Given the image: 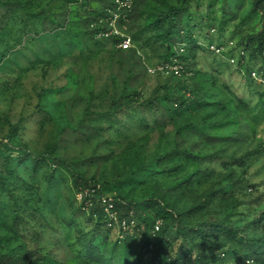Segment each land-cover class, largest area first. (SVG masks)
<instances>
[{
  "label": "rangeland",
  "instance_id": "1",
  "mask_svg": "<svg viewBox=\"0 0 264 264\" xmlns=\"http://www.w3.org/2000/svg\"><path fill=\"white\" fill-rule=\"evenodd\" d=\"M108 1L0 0V254L19 264H264V245L244 239L264 237V76L247 75L264 74V56L242 48L264 34V3L133 0V47L122 51L87 33ZM172 18L168 46L160 33ZM168 57L179 73L147 72ZM46 149L100 194L136 203L139 232L119 241L116 226L91 218ZM165 206L204 233L170 227L164 250L145 251ZM220 220L237 230L207 226Z\"/></svg>",
  "mask_w": 264,
  "mask_h": 264
},
{
  "label": "trees",
  "instance_id": "2",
  "mask_svg": "<svg viewBox=\"0 0 264 264\" xmlns=\"http://www.w3.org/2000/svg\"><path fill=\"white\" fill-rule=\"evenodd\" d=\"M259 2L264 3V0H257ZM183 11L182 9H172L170 12L172 13V17H176L179 12ZM99 11H95L91 16V20L94 19L97 15H99ZM173 18L170 19L165 26V28L160 33V37L162 38L165 45L170 46L168 43V38L174 34L175 26L173 25ZM90 23V22H89ZM87 33L92 36V32L87 30ZM132 41L134 42L133 35L131 34ZM95 39V38H94ZM97 40V39H96ZM100 40V39H99ZM98 40V41H99ZM183 43V42H182ZM210 43L209 45H211ZM208 45V46H209ZM218 46V45H217ZM169 48V47H168ZM244 52L247 53V56H264V34H258L256 39H250V37L245 39L244 46L242 47ZM184 49V48H183ZM173 52L171 53V55ZM169 58V57H168ZM165 59L164 61H171V59ZM240 59L237 60V64L240 65ZM254 70V69H253ZM252 70H247L248 77L250 76V72ZM260 76H264L260 71L255 70ZM252 78V77H251ZM262 146V152H264V141L260 144ZM45 158H51L56 161L61 167L67 170L69 173L72 185L77 188V193L80 196V203L82 207H87V211L91 218H93L97 223L106 224L110 226L117 227V239L119 241L124 240L128 235L133 232H139L140 224L143 223V219L141 220L138 215V207L136 203L131 204L130 202H125L117 197H106L99 193V189L97 187V183L95 182L93 177L86 178L82 173L76 172L65 160L52 156L50 153V149H46L42 155ZM47 167H50L47 164ZM106 199L109 201L111 206L107 205V202L102 201ZM168 204L166 203V206ZM160 208L155 217H153L151 222V229L148 233L146 242L143 246L145 251H150L154 248V252L160 253L162 249L164 250L165 245L168 243L167 233L170 227L177 229L180 226L181 221L179 220V213L173 212L171 209L167 207ZM107 209L113 212V216L109 217L107 213ZM159 221L157 225V229H155L156 221ZM124 222V227L121 225V222ZM218 227L221 231H236L237 229L232 226H227L220 221H213L207 226ZM182 229H185L187 232L184 234V238H188L192 234L204 233V226H196L194 228H186V226H180ZM245 241L254 245L256 250L259 249V246L264 245V237H244ZM212 257L218 259L219 255L213 254ZM20 255L16 253L10 254H0V264H19ZM27 264H40V258L36 257L34 260L27 262Z\"/></svg>",
  "mask_w": 264,
  "mask_h": 264
},
{
  "label": "built area",
  "instance_id": "3",
  "mask_svg": "<svg viewBox=\"0 0 264 264\" xmlns=\"http://www.w3.org/2000/svg\"><path fill=\"white\" fill-rule=\"evenodd\" d=\"M133 7V0H109L108 3L103 6L94 19L89 23V30L92 32V36L95 39L109 40L114 48L119 50H129L133 47V41L131 34L127 32V25L131 20V12ZM211 50L216 53L220 52L218 46L209 45ZM234 61V59H230ZM173 71L179 73L181 71V66L175 61H167L156 64L155 66L147 67V72H163V71ZM250 76L258 81L261 80V76L255 71L250 72ZM102 201L107 202L110 207L109 201L103 199ZM109 217L114 218L113 212L107 209ZM159 221L155 223V229H157ZM124 227V222H121Z\"/></svg>",
  "mask_w": 264,
  "mask_h": 264
}]
</instances>
